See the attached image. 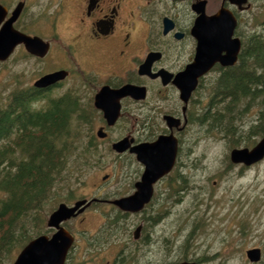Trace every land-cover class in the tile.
<instances>
[{
  "label": "rangeland",
  "instance_id": "374dc122",
  "mask_svg": "<svg viewBox=\"0 0 264 264\" xmlns=\"http://www.w3.org/2000/svg\"><path fill=\"white\" fill-rule=\"evenodd\" d=\"M11 1L16 6L19 0H8L6 3L10 4ZM53 1L31 0L28 14L44 11L47 4L54 8L60 2H69L55 0L53 5ZM149 1L151 8L159 12L164 11L166 4L172 3V0ZM221 1L209 0L208 12L215 8L217 11ZM252 3L253 8L247 12L235 11L240 20L236 33L239 32L241 35L264 33V0H254ZM177 4L184 6L185 0H179ZM26 20L18 23L17 27L26 23L32 31L48 30L46 20L28 21L27 18ZM57 25L61 39L67 42L71 35V20L67 11L59 17ZM54 59L59 62L55 52ZM51 64L52 62L26 58L21 50L11 60L0 62V107L11 89L19 85L24 87L33 85L34 78L48 70ZM218 68L216 67V73L209 74L203 80L194 96L193 105L198 112L205 113L207 110L210 102L209 92L220 73ZM87 78L85 86L76 78H69L62 85L54 87L37 106L44 109L49 97H59L69 91L79 96L84 108L96 89L101 87L93 77ZM88 110L92 111L91 123L78 124L77 121L74 123L83 144L91 137L95 138V131L103 121L92 108ZM259 116L260 108L253 106L240 121L242 128L247 130L251 125L258 123ZM157 122L162 129V120ZM212 124L213 120L210 127ZM135 125L134 118L123 116L109 129L108 139L96 140L102 152L100 161L88 170L83 182L75 185L78 187L75 199L85 196L112 199L133 192L135 176L143 171V167L134 155L130 153L117 155L110 151L109 147L112 141L123 136L130 134L137 136ZM154 133V128L140 132L143 140L145 136H152ZM260 138L257 136L249 145L243 142L235 147H253ZM232 148L234 147L226 138L216 137V125L210 133L207 126L191 124L186 132L181 134L180 156L172 173L179 194L173 197L174 200L178 198V201L170 202L174 204V207H169L171 213H163L165 206L162 204V195L142 214L126 213L113 204L98 203L86 210L84 227L95 229L96 224L104 221L114 220L120 223L122 236L117 241V248L121 243L123 248V259L119 262L121 264H175L183 260H195L197 264H264V160L250 167L234 164L226 158V154L230 157ZM228 163L233 167L229 172H225ZM106 174H109V178L103 180ZM167 181L168 179L160 184V191L163 193L166 191ZM75 199L70 202L64 199L62 201L72 204ZM59 203L56 202L55 207ZM181 208L184 211L176 214V210ZM143 221L141 234L144 232L150 234L151 250L149 251L148 247L142 248L146 244L145 241L140 246L142 249L133 253L135 246L130 242V237H133L136 227ZM44 233H52V229L46 224ZM254 247L262 251L259 262H251L246 256V251ZM20 249L10 257H5L0 264H12Z\"/></svg>",
  "mask_w": 264,
  "mask_h": 264
},
{
  "label": "flooded vegetation",
  "instance_id": "af4514ba",
  "mask_svg": "<svg viewBox=\"0 0 264 264\" xmlns=\"http://www.w3.org/2000/svg\"><path fill=\"white\" fill-rule=\"evenodd\" d=\"M22 1L25 5L17 23L27 21L26 18L28 21H50L46 31H32L26 23L20 26L23 32L38 35L50 44L49 51L44 57L29 53L24 44L18 47L25 57L39 62H52L51 67L37 75L34 81L45 74L67 69L68 78L74 77L79 80V83L87 81V77H93L97 84L109 85L116 89L128 83L146 87L147 97L145 99L136 100L130 96L122 99V115L136 120L134 130L136 129L137 136L130 134L135 143L152 141L161 134H169L171 130L165 120L166 116H174L182 120L186 116L188 123L191 122L194 112L193 98L191 97L192 99L190 98L186 104L180 97V91L174 79L195 59L197 39L192 34V27L197 14L192 9V5L197 0H185L184 6L177 4L179 0H172V3L166 4L163 12L151 8L149 0H69L66 3L60 2L54 8L51 4H47L44 11L36 12V14H28L31 0ZM34 1L40 2V0ZM252 1L254 0H248L250 6L246 10L236 5L229 4V6L234 13L235 11L247 12L253 8ZM223 4L227 5L228 2L222 0L221 5ZM6 7H8V18L15 6L11 1ZM66 11L71 20V35L68 41L64 42L57 30V22ZM207 13H216V8L210 13L207 8ZM164 19L170 20L173 24V28L168 33H164ZM54 52L58 55L59 62L55 61ZM153 52L157 54L150 59ZM150 60L152 73L167 71L166 80L161 75L152 76L140 73L141 65ZM54 64H56L55 68ZM211 73H216V64L204 79ZM200 82L201 79L199 85ZM53 88L54 85L38 90L47 92ZM98 89L94 92L93 98ZM97 113L103 118L102 111L98 110ZM157 120H162V129ZM152 128L155 129L154 135L145 136L143 140L140 132L150 131ZM183 130L174 128V134L179 141H181ZM157 131L159 132L156 133ZM141 166L144 171V166L142 164ZM143 171L135 176L133 192L119 197L137 191V183L142 179ZM167 179L166 191L163 193L160 191V184ZM153 189L151 199L140 210L123 212L142 214L148 211L162 195V204L165 206L163 213H171L172 210L169 207H174V204L170 202L178 201V198L174 200L173 197L179 194V189L174 185V177L170 174L161 177L154 183ZM109 200L100 198L98 203L110 204ZM183 211V208L177 209L176 214L179 215ZM86 214L85 211L62 223L63 227L74 237V243L66 255L64 264H121L119 263L123 259L121 243L117 248V241L122 236L120 223L114 220L104 221L96 224L95 229L85 228ZM143 227L144 221L136 227L132 234L133 237H130V242L135 246L133 253L145 247L151 250L150 234L144 232L142 235ZM56 230L53 228L52 234ZM145 241L146 244L141 248L142 242Z\"/></svg>",
  "mask_w": 264,
  "mask_h": 264
},
{
  "label": "trees",
  "instance_id": "16d2710c",
  "mask_svg": "<svg viewBox=\"0 0 264 264\" xmlns=\"http://www.w3.org/2000/svg\"><path fill=\"white\" fill-rule=\"evenodd\" d=\"M236 34L243 40L238 62L218 68L207 110L202 119L194 118L210 133L216 125V137L232 147L264 136V33ZM43 97L34 87L19 85L0 107V263L44 233L55 203L75 199V185L100 161L96 139L83 144L74 128L76 121L92 122L80 98L66 92L49 98L43 109L36 106ZM253 106L260 108L258 123L244 130L240 121ZM228 164L225 172L233 167Z\"/></svg>",
  "mask_w": 264,
  "mask_h": 264
},
{
  "label": "water",
  "instance_id": "95a60500",
  "mask_svg": "<svg viewBox=\"0 0 264 264\" xmlns=\"http://www.w3.org/2000/svg\"><path fill=\"white\" fill-rule=\"evenodd\" d=\"M240 7L247 0H229ZM207 0H199L193 4V10L198 14L192 27V34L197 39L196 57L184 71L178 73L174 79L181 92V98L188 102L192 92L198 85V79L206 74L212 66L219 63L222 66H231L238 61L241 49V40L234 37L237 26V19L232 11L222 6L214 15L206 14ZM24 7V1H20L15 7L12 15L6 19L7 8L0 4V61H5L13 53L17 45L24 43L32 54L44 56L48 51V44L40 37L26 35L14 26ZM164 33H168L173 24L165 19ZM152 53L150 59H152ZM151 62L147 61L140 67V73H151ZM154 75H162L166 80V72L160 71ZM67 76L65 70L46 74L35 82L37 87H47ZM131 95L137 99L146 97L145 87L136 85H125L120 89H112L104 86L96 94L95 105L103 110L105 119L109 126H113L121 110L120 99ZM170 128L179 125V120L174 117H167ZM100 138L107 136L101 127L97 131ZM133 139L125 137L113 143L115 151L123 153L129 150L135 153L137 159L144 164L145 169L141 181L137 183V191L128 197L116 199L113 203L126 211H138L147 203L153 194V184L159 178L166 175L173 168L177 152L178 141L173 133L161 135L156 141L132 145ZM234 163H244L249 166L264 158V137L252 148H234L230 154ZM108 175L104 177L107 178ZM92 201L87 199L78 200L74 205L69 206L61 203L51 213L48 219V226L55 227L58 231L52 236L41 235L30 241L19 253L14 264H63L66 254L73 242V236L66 231L61 223L73 216L83 212ZM139 231V230H138ZM137 231V233H138ZM248 258L257 262L261 258V250L253 248L247 250ZM179 264H195L194 262H182Z\"/></svg>",
  "mask_w": 264,
  "mask_h": 264
},
{
  "label": "bare ground",
  "instance_id": "6f19581e",
  "mask_svg": "<svg viewBox=\"0 0 264 264\" xmlns=\"http://www.w3.org/2000/svg\"><path fill=\"white\" fill-rule=\"evenodd\" d=\"M201 117V119L203 118L202 116H200Z\"/></svg>",
  "mask_w": 264,
  "mask_h": 264
}]
</instances>
